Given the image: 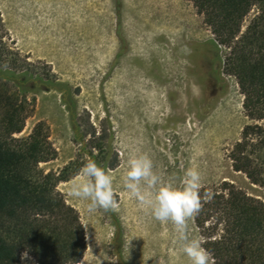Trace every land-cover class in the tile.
<instances>
[{"label":"rangeland","instance_id":"obj_1","mask_svg":"<svg viewBox=\"0 0 264 264\" xmlns=\"http://www.w3.org/2000/svg\"><path fill=\"white\" fill-rule=\"evenodd\" d=\"M257 13L254 5L242 31ZM0 19L5 40L53 81L24 82L35 109L15 136L48 123L58 156L41 163L46 170L77 158L85 164L90 149L99 154L102 134L110 161L117 158L107 170L116 211L90 213L88 201L70 195L81 172L58 186L88 224L87 250L76 264H189L174 225L155 220L124 187L133 155L147 154L165 182L179 184L195 166L201 188L228 181L264 201V188L230 157L253 120L226 70L228 49L191 0H0ZM193 219L190 235L203 242ZM29 257L27 264H39Z\"/></svg>","mask_w":264,"mask_h":264},{"label":"trees","instance_id":"obj_2","mask_svg":"<svg viewBox=\"0 0 264 264\" xmlns=\"http://www.w3.org/2000/svg\"><path fill=\"white\" fill-rule=\"evenodd\" d=\"M191 1L227 47L226 70L237 78L253 120L231 150L233 167L264 188V0ZM254 5L258 13L242 31ZM19 54L5 40L0 19V264H18L26 250L39 264H76L87 250L86 230L58 186L78 175L84 162L77 158L58 170L41 166L58 156L44 120L30 134L15 136L35 109L24 82H53ZM97 138L99 154L87 153L107 172L117 158L110 161L106 136ZM199 194L202 208L193 220L213 264H264V201L228 181Z\"/></svg>","mask_w":264,"mask_h":264},{"label":"clouds","instance_id":"obj_3","mask_svg":"<svg viewBox=\"0 0 264 264\" xmlns=\"http://www.w3.org/2000/svg\"><path fill=\"white\" fill-rule=\"evenodd\" d=\"M80 172L83 179L73 182L70 195L88 201L90 213L98 208L116 211L119 204L113 180L105 169L95 160L89 159ZM123 182L131 196L150 210L155 220L174 225L182 245L181 250L189 264H210V254L202 246L201 240L190 235V221L202 208L199 194L202 176L197 167L184 169L180 183L173 184L165 182L154 171L153 162L147 154H137L129 158ZM83 225L86 228L88 226L86 223ZM20 258L22 264H27L30 259L28 251L23 252Z\"/></svg>","mask_w":264,"mask_h":264}]
</instances>
